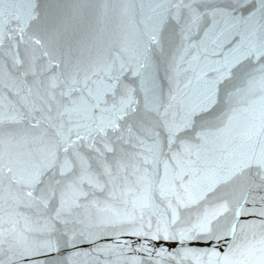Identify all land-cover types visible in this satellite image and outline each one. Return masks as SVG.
Masks as SVG:
<instances>
[{
	"label": "water",
	"instance_id": "water-1",
	"mask_svg": "<svg viewBox=\"0 0 264 264\" xmlns=\"http://www.w3.org/2000/svg\"><path fill=\"white\" fill-rule=\"evenodd\" d=\"M262 50L264 0H0V264H264Z\"/></svg>",
	"mask_w": 264,
	"mask_h": 264
},
{
	"label": "snow or ice",
	"instance_id": "snow-or-ice-1",
	"mask_svg": "<svg viewBox=\"0 0 264 264\" xmlns=\"http://www.w3.org/2000/svg\"><path fill=\"white\" fill-rule=\"evenodd\" d=\"M178 7H189L188 5H179ZM150 40V43L156 47V48H159V49H163L167 43V40H168V37L165 35L164 31L162 30L161 27H157L153 34L150 36L149 38ZM37 43H39V41H37ZM251 54V53H250ZM260 55L262 57H264V50H262L260 52ZM229 67H231V65H229ZM46 70V69H45ZM259 71L264 74V65H261ZM230 73L228 72V69H225V72L224 73H221L219 79H224V77L226 75H229ZM73 83H75V81H73ZM53 86H55L53 84ZM136 102L133 100L132 98V90L129 89L127 86H124L122 89H121V92H120V100L118 101V104H119V107L117 108V104L114 103L113 104V108H116V110L120 113L119 116L116 117V119L118 120H122L124 118H128L130 117L132 114H135L139 111V108L138 107H134L133 105L135 104ZM151 104V101H147L146 100V106H145V111H150V108L148 107V105ZM109 127H113L115 128L116 125L114 123H110L108 125ZM98 132H104L105 129L104 128H100L97 130ZM50 156H51V159L49 161V167H54L55 166V162L59 159V153L58 152H51L50 153ZM68 163L69 161L67 159H65V161L61 164V173L63 174L65 172V170H70V169H67V166H68ZM260 166L261 167H264V156H262L260 158ZM43 172H37L35 175L32 176V182L35 183V184H38L40 183V179L39 177L43 176ZM29 195H31V193H29ZM169 237L165 236V239H168ZM174 238V237H173ZM185 237H181V239H184ZM188 238H192V237H188Z\"/></svg>",
	"mask_w": 264,
	"mask_h": 264
}]
</instances>
